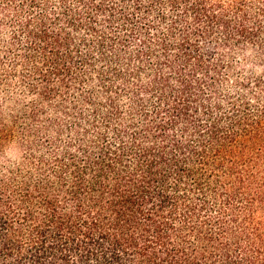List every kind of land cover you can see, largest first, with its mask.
<instances>
[{
	"label": "trees",
	"instance_id": "1",
	"mask_svg": "<svg viewBox=\"0 0 264 264\" xmlns=\"http://www.w3.org/2000/svg\"><path fill=\"white\" fill-rule=\"evenodd\" d=\"M0 264H264V0H0Z\"/></svg>",
	"mask_w": 264,
	"mask_h": 264
}]
</instances>
